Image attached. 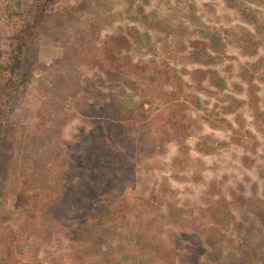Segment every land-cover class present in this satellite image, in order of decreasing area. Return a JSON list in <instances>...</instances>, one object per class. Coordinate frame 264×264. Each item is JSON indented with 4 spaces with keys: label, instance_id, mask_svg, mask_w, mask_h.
<instances>
[{
    "label": "rangeland",
    "instance_id": "rangeland-1",
    "mask_svg": "<svg viewBox=\"0 0 264 264\" xmlns=\"http://www.w3.org/2000/svg\"><path fill=\"white\" fill-rule=\"evenodd\" d=\"M0 264H264V0H0Z\"/></svg>",
    "mask_w": 264,
    "mask_h": 264
}]
</instances>
